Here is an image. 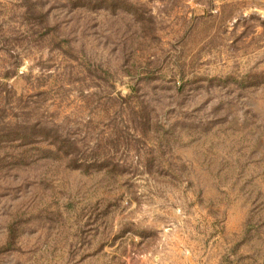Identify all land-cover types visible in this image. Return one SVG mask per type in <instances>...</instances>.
I'll return each instance as SVG.
<instances>
[{"label":"rangeland","instance_id":"obj_1","mask_svg":"<svg viewBox=\"0 0 264 264\" xmlns=\"http://www.w3.org/2000/svg\"><path fill=\"white\" fill-rule=\"evenodd\" d=\"M0 264H264V0H0Z\"/></svg>","mask_w":264,"mask_h":264}]
</instances>
